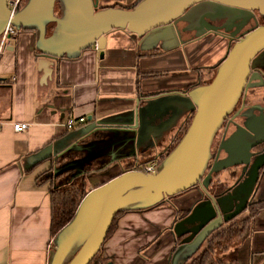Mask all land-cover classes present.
Masks as SVG:
<instances>
[{
  "label": "water",
  "instance_id": "1",
  "mask_svg": "<svg viewBox=\"0 0 264 264\" xmlns=\"http://www.w3.org/2000/svg\"><path fill=\"white\" fill-rule=\"evenodd\" d=\"M11 2L0 0V34L8 22L18 30L34 29L42 82L59 57H76L94 43L102 57L105 35L113 28L130 31L142 50L158 42L171 49L184 41L176 29L179 20L199 24L196 34L201 35L214 29L203 27L205 16L232 21L243 15L237 29L249 18L256 19L255 13L264 16V0H137L131 6H101L98 0H23L14 9ZM144 40L148 43L143 44ZM165 41L169 43L162 44ZM263 48L264 23L256 22L228 45L208 81L179 91L138 94L133 106L98 118L88 114L85 123L26 157L25 168L46 159H64L53 164V176L70 170V179L84 176L87 167L101 157L108 158L106 166L144 153L161 141L184 112L191 113L178 141L160 157L154 172L121 170L85 192L71 219L52 237L46 264H88L100 250L117 212L151 207L194 186L205 197L197 198L187 215L171 224L175 236L184 233L178 227L193 225L185 229L191 232L190 238L173 250L170 264H181L209 232L239 213L258 182L264 151L256 155L261 160L252 162L249 174L237 186L212 194V174L229 165L222 163L220 147L213 150V141L247 87L251 69L259 65L256 59ZM235 127L228 140L230 149L249 158L254 153L251 148L264 142V122L243 121ZM29 159L31 164H27ZM238 198L241 204H235Z\"/></svg>",
  "mask_w": 264,
  "mask_h": 264
},
{
  "label": "crops",
  "instance_id": "2",
  "mask_svg": "<svg viewBox=\"0 0 264 264\" xmlns=\"http://www.w3.org/2000/svg\"><path fill=\"white\" fill-rule=\"evenodd\" d=\"M136 1L98 0V4L131 6ZM105 37L102 57L94 44L76 57H59L44 82L37 66L34 29H19L13 43L0 51V264H46L52 236L49 181L42 173L49 160L28 168L23 163L47 143L79 127L67 128L69 116L94 114L98 118L133 106L139 77L145 94L187 89L206 81L207 65L214 63L209 59L215 53L222 55L211 49L220 43L218 38L205 35L171 49L158 42L159 47L148 50L140 49L137 37L125 28H113ZM15 121H27V129L15 131ZM153 155L155 148L119 161L99 175L100 182L125 170V164ZM261 189L263 178L256 193ZM199 193L191 187L164 204L124 211L104 240L101 256L112 264L164 263L173 246L170 226L174 210L170 203L182 209ZM252 233L253 248L263 249L264 209L256 215ZM240 256L231 258L240 260L238 264H250L247 256Z\"/></svg>",
  "mask_w": 264,
  "mask_h": 264
},
{
  "label": "flooded vegetation",
  "instance_id": "3",
  "mask_svg": "<svg viewBox=\"0 0 264 264\" xmlns=\"http://www.w3.org/2000/svg\"><path fill=\"white\" fill-rule=\"evenodd\" d=\"M255 18H249L245 24H243L239 29H237V25L244 19L243 15L237 17L236 19L229 20L226 17H215L211 18L208 16L204 17L205 24H203V27H213L214 29H208L203 34L197 35L196 32L199 28L196 22H190L188 20H179L176 23V29L179 31V36L181 39H184L183 43H181L179 46H182L184 44H187L189 42H192L202 36H211V38L217 37L218 40H223V43L226 45V49L222 53V55L218 58V61L207 65L209 69H214L216 64L221 60V58L225 55V52L227 50L228 45L234 41L239 35H241L245 30L251 28L255 23L259 22V16L257 13H255ZM207 25V26H206ZM171 40V39H170ZM143 44L148 43V40H144L142 42ZM161 43V42H160ZM169 43L167 41L163 42L162 44ZM157 46V45H156ZM155 46V47H156ZM159 47V46H157ZM256 62L259 65H256L251 69V75L252 77L248 80V85L245 88L243 94L239 98L237 104L235 105L233 111L230 113L228 118L224 121L221 128L218 130V139L217 144L215 147H213V150L216 151L219 147L220 154L219 157L223 158L222 163L229 164L226 167L220 169L218 172H214L212 174V177L221 176V174L226 173L225 177H230L232 180L230 183H227V178L220 177L217 181L210 182L209 191L212 194H222L228 192V188L231 189V186L235 185L237 186L241 181L244 180L247 173L249 174L250 165L255 160L257 161L259 157L256 155L260 152L264 151V142L257 143L254 145V147L251 148V150L254 152L252 155L249 156V158L246 157L245 154H242L241 152L236 151L233 154V151L230 149L231 144L228 143L229 136L231 133H233L236 129L235 124H242L243 121H255V122H264V48L260 54V56L256 59ZM205 82V81H204ZM174 89L169 90H160L156 92H150L146 94H157L160 92L165 91H173ZM184 90V89H182ZM179 91V89L177 90ZM191 117V113L186 111L183 113V115L177 120V122L169 129L168 132L165 133L161 141H159L158 144H155L154 147H148L145 150V154H147L150 150L155 148V156L156 157H162L169 149V146L172 142H174V139L179 136L180 132L185 127L187 121ZM264 136V135H263ZM262 136H257V138L260 139ZM159 145V146H158ZM227 146V147H226ZM225 147L227 149H225ZM230 153V156L229 154ZM72 154V155H71ZM69 156H77L79 153H71ZM263 156V155H262ZM247 158V159H246ZM262 157H260L259 160H261ZM64 159H51L48 161V165L46 169L43 171L42 174H45V180L49 181V185L62 183L63 181L70 179V171L65 172L64 175L65 178L61 180L62 178L61 174L57 177L53 176L51 171V168L53 164H59ZM108 160L107 157H101L99 159L94 160L92 165L87 167V171L85 172L84 176L85 178H91L94 175L103 174L111 170L112 165L108 164L105 166L106 161ZM246 160H248L246 163H244ZM63 174V173H62ZM258 182L255 185V188L253 192L251 193L249 199H245L244 203L246 204L245 207L237 213L235 216L231 217L228 220L223 221L217 228L213 229L211 232H209L199 247L189 255V257L184 260L181 264H184L185 262H188L191 260L194 256H196L201 250L205 248V246L208 245L209 241L212 237L215 236L216 233L219 231L231 226V225H238L240 227L245 228V233L243 237H239L236 239H231L229 244L225 249H217L216 250V257L225 260L226 262H234L235 264L240 263L238 259H232V257H236L238 254H241V258H245L247 256L249 258L250 264H264V248L263 249H255L252 246V240L253 238V230L255 229V220L256 215L264 209V206L260 208L258 211L256 210L259 206L260 201L264 200V189H261L258 193H256V189L260 186L261 179H264V165L260 168ZM60 176V177H59ZM263 182V181H262ZM192 188H198L197 186H194ZM243 193V192H242ZM202 198L205 196H202L201 193L196 196V198L188 203L187 206L182 208V211H179L176 213V215L173 218V222L178 220L179 218L187 215V213L190 211V207L193 204V202L197 198ZM228 201V198H225V201ZM241 199L238 198V200L235 201V204H241ZM226 201V202H227ZM228 204V203H227ZM264 204V202L262 203ZM234 208V207H233ZM232 210V209H231ZM172 222V223H173ZM193 224H185V227H178L179 231H183L184 233L180 236H175L174 233H171L170 236L173 240V246L169 250L168 254L165 257V262L162 264H170L171 261V254L173 250L179 245L181 242L188 240L190 238V231L185 232V229L190 227ZM171 231V228H170ZM172 232V231H171ZM264 235V234H263Z\"/></svg>",
  "mask_w": 264,
  "mask_h": 264
},
{
  "label": "trees",
  "instance_id": "4",
  "mask_svg": "<svg viewBox=\"0 0 264 264\" xmlns=\"http://www.w3.org/2000/svg\"><path fill=\"white\" fill-rule=\"evenodd\" d=\"M38 53V52H37ZM38 55V54H37ZM139 75L142 76L143 73L139 72ZM140 77L137 78L136 86H137V93L143 94L140 90L139 85ZM188 122V121H187ZM187 124V123H186ZM179 139V136L174 139V142H172L169 146V149L175 144V142ZM168 149V150H169ZM152 157H155L153 155ZM152 157L132 162L131 167L137 166L140 167L144 163H146L149 159ZM41 175V174H40ZM86 176V175H84ZM84 176H77L71 179H67L63 181L62 183L58 184H51L48 186V191L50 195V234L51 236H54L55 233L65 224L67 223L71 217L74 214V211L82 198V196L85 194L82 190V185L78 183V178H85ZM101 183V182H100ZM176 195V194H175ZM174 196V195H173ZM170 196V197H173ZM167 201H170L169 197L167 199H164L163 201L151 206L155 207L161 204L166 203ZM264 200L258 202L259 206L256 209L257 211L264 206L262 204ZM170 205L173 207L174 210V216L179 211H182V209H179L175 204L170 203ZM148 207V208H151ZM148 208L144 209H136L134 211H142L146 210ZM126 210L119 211L115 214L113 217V220L111 222V225L109 227V230L107 232L106 237L113 231V229L116 227V220L118 215L123 213ZM245 233V228L240 227L238 225H231L218 233L215 234L214 237L211 238L208 245L205 246L203 250H201L196 256H194L191 260L188 262H185L184 264H230L229 262H226L223 259H220L216 257V250L219 249H225L231 239H236L239 237H243ZM105 237V239H106ZM104 242V241H103ZM101 249V248H100ZM218 249V250H219ZM109 260H107L105 257L101 256L100 250L96 253V255L90 260L88 264H106Z\"/></svg>",
  "mask_w": 264,
  "mask_h": 264
},
{
  "label": "built area",
  "instance_id": "5",
  "mask_svg": "<svg viewBox=\"0 0 264 264\" xmlns=\"http://www.w3.org/2000/svg\"><path fill=\"white\" fill-rule=\"evenodd\" d=\"M22 1L23 0H12V2L10 3V7L14 9L15 6L19 3H22ZM17 31L18 29L14 25H12L9 22L7 23L4 30L0 34V51L5 49L7 45L13 43V40H14V37ZM94 47L98 48L97 43H94ZM85 121H86L85 115H80L77 117L69 116L65 121V125L67 126V128H70L76 124H79V125L83 124ZM12 127L15 131H22V130L27 129L28 122L27 121H15L13 122ZM159 160H160V157L155 156L149 159L146 163H144L140 167L134 166L132 168L141 169L145 172H154Z\"/></svg>",
  "mask_w": 264,
  "mask_h": 264
},
{
  "label": "rangeland",
  "instance_id": "6",
  "mask_svg": "<svg viewBox=\"0 0 264 264\" xmlns=\"http://www.w3.org/2000/svg\"><path fill=\"white\" fill-rule=\"evenodd\" d=\"M258 16H259V22L260 23H264V16H260L259 14H257ZM211 49H213V50H216L215 52H220V53H223V51L226 49V45H225V43H223V40H220V43H218L216 46H213ZM212 56H215V57H213V59H209V61L210 62H217L218 61V59H217V57H219L218 55H217V53H215L214 55H212ZM208 61V62H209ZM208 69V70H207ZM207 71H208V73L207 74H205V76H204V80H206V81H208L211 77H212V75L214 74V69H209V67H207ZM190 119V118H189ZM189 121V120H188ZM187 124H188V122H187ZM187 124L185 125V127L183 128V130L180 132V134H179V137L181 136V134L183 133V131H184V129L186 128V126H187ZM218 134H219V132H218ZM218 134L215 136V138H214V141H213V147H215L216 146V144H217V139H218ZM178 141V140H177ZM176 141V142H177ZM175 142V143H176ZM174 146V145H173ZM172 146V147H173ZM171 147V148H172ZM170 150V149H169ZM131 164H132V162H129V163H127V164H125L124 165V168L125 169H130V167H131ZM121 171V170H120ZM65 173H63V174H61V176H62V178H60L61 180H63L64 178H65V176L66 175H64ZM99 173L97 174V175H94L93 177H91V178H88V177H86V178H78V183H80V185L81 184H83L82 185V190H83V192H86L87 190H89L90 188H92L93 186H95V185H97V184H99L100 183V181H101V178H99ZM226 176V173H224V174H221V176H215V177H213V181H217V180H219V178L220 177H225ZM60 177V176H59ZM225 178H227V183H230L231 182V178L230 177H225ZM212 181V182H213ZM172 197H169V199H171ZM53 237V236H52Z\"/></svg>",
  "mask_w": 264,
  "mask_h": 264
}]
</instances>
